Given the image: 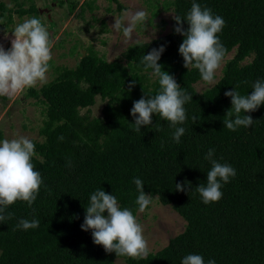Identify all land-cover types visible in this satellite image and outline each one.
I'll return each instance as SVG.
<instances>
[{
  "label": "trees",
  "instance_id": "obj_1",
  "mask_svg": "<svg viewBox=\"0 0 264 264\" xmlns=\"http://www.w3.org/2000/svg\"><path fill=\"white\" fill-rule=\"evenodd\" d=\"M108 1L121 8L116 0ZM193 2L224 19L217 36L225 56L232 51L215 83L200 92L193 84L202 78L197 69L184 66L178 51L184 37L175 33L173 19H186ZM13 5L0 0L6 24L13 15L38 12L32 2L24 6L13 0ZM83 6L89 8L86 0L78 16ZM162 7L171 9L168 31L127 45L120 55L124 63L119 57L107 61L86 47L73 67L57 69L47 83L27 90L44 115L37 129L41 139L31 140L36 152L32 162L43 182L31 207L17 201L7 209L12 218L0 221V264H115L119 258L125 264H181L189 254L201 255L205 264L209 259L216 264H264V104L244 113L254 121L249 128L230 131L223 123L232 107L224 93L234 88L250 95L253 84L264 81V0H165ZM182 27L186 30L187 22ZM161 46L162 71L193 95L184 105L187 118L173 127L153 114L151 125L135 131L134 102L160 91L159 78L152 69L145 70L143 57ZM96 96L104 101L101 115L90 116ZM177 127L185 128L179 143L173 140ZM209 149L236 176L221 182L219 201L206 205L196 187L206 186L212 166L205 158ZM135 178L143 181L146 195L169 205L184 221L180 232L144 259L106 252L94 243L91 229H81L90 196L99 189L135 215ZM177 183L187 190L176 191ZM21 219H38L40 225L24 230L17 227Z\"/></svg>",
  "mask_w": 264,
  "mask_h": 264
},
{
  "label": "clouds",
  "instance_id": "obj_2",
  "mask_svg": "<svg viewBox=\"0 0 264 264\" xmlns=\"http://www.w3.org/2000/svg\"><path fill=\"white\" fill-rule=\"evenodd\" d=\"M147 18L148 13L144 10L126 11L121 18L115 19L112 28L116 32L122 31L127 43L132 40L136 26L145 23ZM173 19L176 22L175 33L184 37L178 49L184 66L197 69L206 84H214L215 74L221 67L226 53L217 36L225 26L224 19L218 15L214 16L211 9L195 2L192 3L186 19L180 16H174ZM182 22H187L186 30L182 27ZM11 33L14 38L11 40L10 49L5 50L0 46V97L8 98L47 83L49 62L52 60L51 50L55 42L41 20L35 16L18 23ZM164 50V46H161L152 49L143 57L145 70L152 69V74L159 78L160 91L154 96L142 97L134 102L131 115L136 117L133 123L135 131H140L141 126L151 125L153 114H159L162 120L170 122L173 127L186 121L184 105L192 101L193 95L181 90L174 77L162 71L158 61ZM224 95L231 97L232 105L225 114L224 126L230 131H236L240 127L249 128L254 121L244 113L254 112L264 104V81L257 80L250 95H241L234 88L226 91ZM184 132L185 128L177 127L173 140L179 143ZM214 151L209 149L205 157L212 165L207 172L206 186L201 184L196 187L206 205L219 201L223 195L221 182L226 184L230 178L236 176V170L231 165L221 164L213 159ZM34 156L35 145L25 136L0 141V221L12 218L14 214L7 212V209L15 202L23 201L31 207L36 200L43 181L40 172L34 168ZM133 183L139 193L135 203L138 205V211L143 213L153 197L144 193L141 179L135 178ZM175 190L187 189L177 183ZM85 212L81 229H91L94 243L102 245L106 252L134 259H144L148 256V242L141 224L130 209L121 208L114 195L106 193L103 189L96 190L91 194ZM39 225L38 219H21L17 227L28 230ZM181 264H205V261L199 254H189L182 259ZM207 264L216 262L209 259Z\"/></svg>",
  "mask_w": 264,
  "mask_h": 264
},
{
  "label": "rangeland",
  "instance_id": "obj_3",
  "mask_svg": "<svg viewBox=\"0 0 264 264\" xmlns=\"http://www.w3.org/2000/svg\"><path fill=\"white\" fill-rule=\"evenodd\" d=\"M8 7L13 8V0H3ZM26 6L32 2L37 7V13L12 16V22L6 24L5 17H0V46L5 50L10 49L12 31L18 23L26 18L36 17L49 31L54 39L52 47V60L47 73V81L55 74L57 69L73 67L84 54V48H92L97 55L107 61L119 57L129 44L148 41L168 31V25L172 17L170 8H163L165 0H116L120 5L117 8L115 1L108 0H86L89 8L83 6L81 16H78L79 5L84 0H17ZM74 3L73 8L71 4ZM144 10L148 13L145 23L138 24L133 33L131 41L125 43L123 32H116L112 25L115 19L121 18L126 11ZM40 11V12H39ZM152 12L154 14L152 15ZM232 55L229 52L224 61ZM215 74V80L220 75V69ZM212 85V84H211ZM202 79L196 81L193 86L197 91H202L211 86ZM40 85L34 87L38 88ZM26 89L22 94L13 97H0V141L25 136L30 140H40L37 133L44 115L40 112V106L34 103V99L26 96ZM104 101L97 96L93 105L89 107L90 116H100ZM79 112H85L80 109ZM152 202L147 209L141 213H135L138 223L143 228V234L148 242L149 252L162 248L168 238L176 235L183 228L184 221L173 211L169 205H162L152 196ZM115 264H125L122 259H115Z\"/></svg>",
  "mask_w": 264,
  "mask_h": 264
},
{
  "label": "water",
  "instance_id": "obj_4",
  "mask_svg": "<svg viewBox=\"0 0 264 264\" xmlns=\"http://www.w3.org/2000/svg\"><path fill=\"white\" fill-rule=\"evenodd\" d=\"M40 12V11H39ZM82 55H83V53H82Z\"/></svg>",
  "mask_w": 264,
  "mask_h": 264
}]
</instances>
